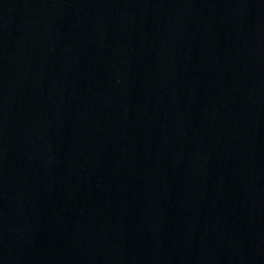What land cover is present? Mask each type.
Here are the masks:
<instances>
[{"label":"water","instance_id":"1","mask_svg":"<svg viewBox=\"0 0 264 264\" xmlns=\"http://www.w3.org/2000/svg\"><path fill=\"white\" fill-rule=\"evenodd\" d=\"M0 264H264V0H0Z\"/></svg>","mask_w":264,"mask_h":264}]
</instances>
